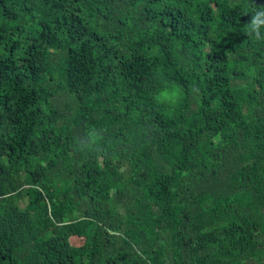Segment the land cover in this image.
I'll list each match as a JSON object with an SVG mask.
<instances>
[{"label": "trees", "instance_id": "1", "mask_svg": "<svg viewBox=\"0 0 264 264\" xmlns=\"http://www.w3.org/2000/svg\"><path fill=\"white\" fill-rule=\"evenodd\" d=\"M262 7L0 0V264H264Z\"/></svg>", "mask_w": 264, "mask_h": 264}, {"label": "clouds", "instance_id": "2", "mask_svg": "<svg viewBox=\"0 0 264 264\" xmlns=\"http://www.w3.org/2000/svg\"><path fill=\"white\" fill-rule=\"evenodd\" d=\"M262 27H264V7L254 10L253 14L251 15V19L247 25L246 32L249 35L254 34L257 40L264 39V36L261 35L260 31ZM157 99L175 102V100L177 99V95L175 92L164 91L160 93ZM88 135L94 143L97 139L96 136H94L91 132Z\"/></svg>", "mask_w": 264, "mask_h": 264}]
</instances>
